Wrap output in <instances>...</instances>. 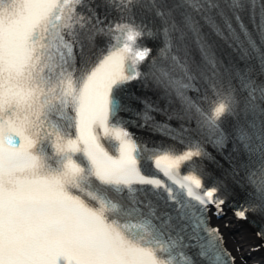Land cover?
<instances>
[{
  "label": "snow or ice",
  "instance_id": "obj_1",
  "mask_svg": "<svg viewBox=\"0 0 264 264\" xmlns=\"http://www.w3.org/2000/svg\"><path fill=\"white\" fill-rule=\"evenodd\" d=\"M264 250V0H0V264H236Z\"/></svg>",
  "mask_w": 264,
  "mask_h": 264
},
{
  "label": "bare ground",
  "instance_id": "obj_2",
  "mask_svg": "<svg viewBox=\"0 0 264 264\" xmlns=\"http://www.w3.org/2000/svg\"><path fill=\"white\" fill-rule=\"evenodd\" d=\"M229 226L232 227V228H234V230H235V235L230 238V243L232 245L236 246V247H239V250L240 251H242V248H245L246 246H249V243L248 242H246V243H240L242 230L240 228H237L233 224H229ZM257 256L263 259V262L261 264H264V250L263 251L262 250L259 251L257 253Z\"/></svg>",
  "mask_w": 264,
  "mask_h": 264
}]
</instances>
